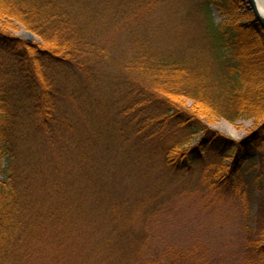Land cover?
Here are the masks:
<instances>
[{"label": "trees", "instance_id": "16d2710c", "mask_svg": "<svg viewBox=\"0 0 264 264\" xmlns=\"http://www.w3.org/2000/svg\"><path fill=\"white\" fill-rule=\"evenodd\" d=\"M241 1L0 0V264H148L161 184L198 168L241 200V264H264V32L215 12Z\"/></svg>", "mask_w": 264, "mask_h": 264}, {"label": "rangeland", "instance_id": "374dc122", "mask_svg": "<svg viewBox=\"0 0 264 264\" xmlns=\"http://www.w3.org/2000/svg\"><path fill=\"white\" fill-rule=\"evenodd\" d=\"M191 1L198 3L201 0ZM215 12L219 22H249L252 17L245 0L241 1V8L234 17L219 10ZM9 30L24 39L29 32L16 22ZM29 41L42 42L37 35ZM210 126L241 140L253 129L254 122L244 119L232 124L220 119ZM259 153L264 157V146ZM205 175L206 172L198 168L193 173H179L171 182L167 180L161 184L165 199L163 198V204L157 211H152L145 218L141 231L145 234L146 241L140 250V262L177 264L173 258L184 252L186 256L183 257L187 264L242 263L244 214L241 200L236 195L210 186ZM161 189L159 186L152 188L147 199H156L161 195L157 192ZM134 218L138 225L136 213Z\"/></svg>", "mask_w": 264, "mask_h": 264}, {"label": "water", "instance_id": "95a60500", "mask_svg": "<svg viewBox=\"0 0 264 264\" xmlns=\"http://www.w3.org/2000/svg\"><path fill=\"white\" fill-rule=\"evenodd\" d=\"M246 3L248 4V9L251 10V12L253 13V15L256 18V21L259 22V24L261 25L263 32H264V16L260 12V10L256 4V1L255 0H246ZM26 34H25V38L27 40H32L35 37V34L31 31L28 32L27 36H26Z\"/></svg>", "mask_w": 264, "mask_h": 264}, {"label": "bare ground", "instance_id": "6f19581e", "mask_svg": "<svg viewBox=\"0 0 264 264\" xmlns=\"http://www.w3.org/2000/svg\"><path fill=\"white\" fill-rule=\"evenodd\" d=\"M256 4L260 10V12L262 13V15L264 16V0H255ZM28 35V32L26 34V36Z\"/></svg>", "mask_w": 264, "mask_h": 264}]
</instances>
